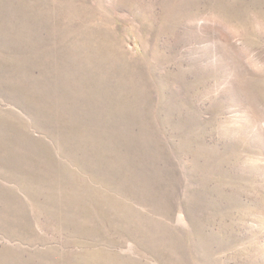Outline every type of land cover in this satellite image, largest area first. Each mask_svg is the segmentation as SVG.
<instances>
[{
	"label": "rangeland",
	"instance_id": "obj_1",
	"mask_svg": "<svg viewBox=\"0 0 264 264\" xmlns=\"http://www.w3.org/2000/svg\"><path fill=\"white\" fill-rule=\"evenodd\" d=\"M0 264H264V0H0Z\"/></svg>",
	"mask_w": 264,
	"mask_h": 264
}]
</instances>
